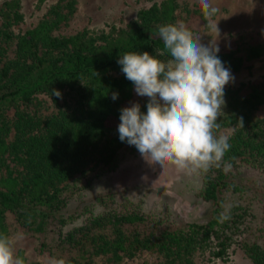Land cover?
Masks as SVG:
<instances>
[{
	"label": "trees",
	"instance_id": "16d2710c",
	"mask_svg": "<svg viewBox=\"0 0 264 264\" xmlns=\"http://www.w3.org/2000/svg\"><path fill=\"white\" fill-rule=\"evenodd\" d=\"M74 5L57 0L36 26L18 34L11 29L23 17L18 1L0 8V234L8 236L9 211L40 236L42 249L54 247L68 264H91L105 255L120 261L141 252L157 257V264H191L198 245L213 240V255L222 260L236 241L253 264H264V115L256 114L264 105V83L225 89L217 124L234 127L230 148L219 166L177 178L185 192L210 203L205 222L185 224L169 195L147 186L98 185L140 154L126 141L104 145L108 133L119 134L121 109L139 103L146 113L149 102L136 94L117 61L126 52L144 51L170 59L160 55L158 29L181 23L174 0L139 11L136 26L114 36L54 34ZM198 17L206 28L204 16ZM263 53L264 44L250 46L247 58ZM217 55L226 68L241 69L242 57ZM63 88L74 90L75 105L45 120L20 108L38 92ZM11 107L13 118L6 114ZM226 193L240 205L221 218Z\"/></svg>",
	"mask_w": 264,
	"mask_h": 264
},
{
	"label": "rangeland",
	"instance_id": "374dc122",
	"mask_svg": "<svg viewBox=\"0 0 264 264\" xmlns=\"http://www.w3.org/2000/svg\"><path fill=\"white\" fill-rule=\"evenodd\" d=\"M5 1L9 0H0V8ZM17 1L23 17L20 22L11 27L15 34L23 33L36 26L57 0ZM164 1L75 0L73 14L54 30V34L67 36L85 30L92 36H114L120 31L133 29L138 21L139 11L154 4L160 5ZM174 2L176 4L174 15L193 32L194 36H200L202 44L207 46L216 40L219 47L218 53L232 52L243 58L240 70L233 71L228 68L234 79L226 85L225 89L236 88L241 83H264V53L255 58H247L248 47L264 44V0H210L212 6L219 10L214 17V20L218 22L219 33L212 32L211 35L207 34L209 31L207 28H200L201 21L198 15H203V12L199 0H174ZM12 49L13 46L10 51ZM60 93L61 97H57L49 92H38L29 100L21 103L20 108L39 120H45L64 107L69 108L75 105L74 90L63 88ZM225 106L226 99L223 110ZM14 113L15 108L13 107L6 110L9 118H13ZM256 114L259 117L264 115V105L259 107ZM233 131L234 127L229 125L218 128L215 130V134L217 136L225 135L229 138ZM120 142L119 134L112 132L108 133L104 145L108 147ZM183 173L170 165L161 168L159 165L150 164L139 154L123 161L116 171L99 182L98 185L99 187L137 185L140 188L147 186L156 193L169 195L173 199L183 223H203L208 219L210 203L199 201L192 192L184 191L181 186L183 184L177 183V178ZM1 175H4V171L0 172ZM238 204L240 205L234 195L226 193L222 202L221 218L223 215L231 217V211L238 207ZM5 220L8 236L16 238V255L18 257L21 255L25 264H51L53 260L62 259L54 254V247L42 249L40 236L23 227L12 212L5 213ZM214 245L215 240L210 244L204 242L198 245L191 257V264H253L239 242L235 241L228 247L223 260L213 255ZM158 261L157 257L147 252H141L120 261H113L106 255L97 256L92 259L91 264H157ZM64 264L68 263L64 262Z\"/></svg>",
	"mask_w": 264,
	"mask_h": 264
},
{
	"label": "clouds",
	"instance_id": "9594fccd",
	"mask_svg": "<svg viewBox=\"0 0 264 264\" xmlns=\"http://www.w3.org/2000/svg\"><path fill=\"white\" fill-rule=\"evenodd\" d=\"M207 34L218 32V9L199 0ZM164 61L149 52H126L118 59L121 71L138 96L148 97L147 112L139 103L121 109L119 139L135 146L150 164L173 166L188 174L219 166L230 144L217 136V120L225 105V87L234 77L218 57L216 40L205 46L183 23L158 29ZM53 95L61 97L58 90ZM118 93L112 95L115 100ZM16 238L0 234V264H25L16 255ZM51 264H64L53 260Z\"/></svg>",
	"mask_w": 264,
	"mask_h": 264
}]
</instances>
